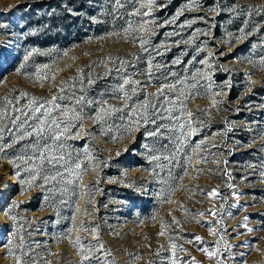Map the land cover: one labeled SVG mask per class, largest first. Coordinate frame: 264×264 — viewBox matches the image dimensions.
Returning a JSON list of instances; mask_svg holds the SVG:
<instances>
[{"label": "rangeland", "instance_id": "obj_1", "mask_svg": "<svg viewBox=\"0 0 264 264\" xmlns=\"http://www.w3.org/2000/svg\"><path fill=\"white\" fill-rule=\"evenodd\" d=\"M0 147V264H264V0H0Z\"/></svg>", "mask_w": 264, "mask_h": 264}, {"label": "snow or ice", "instance_id": "obj_2", "mask_svg": "<svg viewBox=\"0 0 264 264\" xmlns=\"http://www.w3.org/2000/svg\"><path fill=\"white\" fill-rule=\"evenodd\" d=\"M116 2L119 3V0H116ZM130 82L133 83V84L137 83L136 81H130V80H128V79H125L123 83H124V84H129ZM122 87H123V86L121 85V88H122ZM169 87H174V85H169ZM193 87H194V86H193ZM133 92H135V88H133ZM125 95H127V93H125ZM55 99H56V98L53 97V100H55ZM80 100H83V97H81ZM80 100H77V103H79ZM49 103H52V101H49ZM89 103H91V101H89ZM57 107H59V106L57 105ZM36 111H39V108H37ZM100 111H101V112H104L105 110H104L103 108H101ZM45 115H47V113H45ZM189 115H191V113H189ZM76 118L79 119L80 117L77 116ZM43 123H44V121H41V124H43ZM52 123H53V124H56V121L53 120ZM57 127H59L58 124H57ZM33 131H34V132H37V134H39V133L43 132L44 129L41 127V128H39V129H33ZM67 131H68V129H67V127H65L60 133L55 134L54 137H53V139H55V140L60 139V136L63 135L64 132H67ZM27 135L30 136V135H32V133L29 132V133H27ZM149 135H155V133H149ZM0 151H3V148H2V147H0ZM117 155H119V153H117ZM40 158H41V159L44 158L43 153H41V157H40ZM17 175H19V173H17ZM33 179H35V177H33ZM29 183H30V182H29ZM213 191H214V190H213ZM15 206H16L15 203H13V207H15ZM245 219H247V217H246ZM196 239H200V238H199V237H196ZM85 258H87V257H85Z\"/></svg>", "mask_w": 264, "mask_h": 264}, {"label": "trees", "instance_id": "obj_3", "mask_svg": "<svg viewBox=\"0 0 264 264\" xmlns=\"http://www.w3.org/2000/svg\"><path fill=\"white\" fill-rule=\"evenodd\" d=\"M59 30H60V29H59ZM77 31H78V29H75V32H77ZM60 32H61V31H60ZM64 32H65V31H64ZM58 34H59V33H58ZM58 34H57V35H58ZM256 87H257V86H256ZM256 87H254V90H255ZM255 91H256V90H255Z\"/></svg>", "mask_w": 264, "mask_h": 264}]
</instances>
